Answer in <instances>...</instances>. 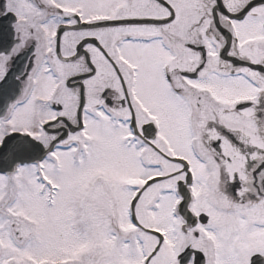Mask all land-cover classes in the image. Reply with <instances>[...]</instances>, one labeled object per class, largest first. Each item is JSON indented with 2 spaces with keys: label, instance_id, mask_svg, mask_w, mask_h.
<instances>
[{
  "label": "snow or ice",
  "instance_id": "6c2138e0",
  "mask_svg": "<svg viewBox=\"0 0 264 264\" xmlns=\"http://www.w3.org/2000/svg\"><path fill=\"white\" fill-rule=\"evenodd\" d=\"M0 264H264V0H0Z\"/></svg>",
  "mask_w": 264,
  "mask_h": 264
}]
</instances>
